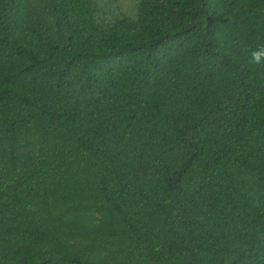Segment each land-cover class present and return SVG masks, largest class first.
<instances>
[{"label":"trees","instance_id":"16d2710c","mask_svg":"<svg viewBox=\"0 0 264 264\" xmlns=\"http://www.w3.org/2000/svg\"><path fill=\"white\" fill-rule=\"evenodd\" d=\"M264 0H0V264H264Z\"/></svg>","mask_w":264,"mask_h":264},{"label":"clouds","instance_id":"9594fccd","mask_svg":"<svg viewBox=\"0 0 264 264\" xmlns=\"http://www.w3.org/2000/svg\"><path fill=\"white\" fill-rule=\"evenodd\" d=\"M249 61L250 63L264 66V45L251 50Z\"/></svg>","mask_w":264,"mask_h":264}]
</instances>
